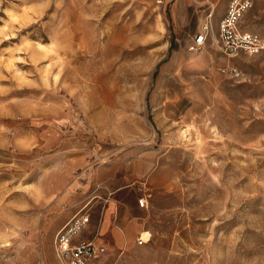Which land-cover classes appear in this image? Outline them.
Here are the masks:
<instances>
[{"label": "rangeland", "instance_id": "374dc122", "mask_svg": "<svg viewBox=\"0 0 264 264\" xmlns=\"http://www.w3.org/2000/svg\"><path fill=\"white\" fill-rule=\"evenodd\" d=\"M229 1L0 0V264H62L84 208L92 264H264V53L218 48Z\"/></svg>", "mask_w": 264, "mask_h": 264}, {"label": "built area", "instance_id": "2783aa9c", "mask_svg": "<svg viewBox=\"0 0 264 264\" xmlns=\"http://www.w3.org/2000/svg\"><path fill=\"white\" fill-rule=\"evenodd\" d=\"M252 7V0H230L226 12L218 23V44L223 53L229 57L237 56L239 53L249 55L264 53V36L250 32L243 26L244 17ZM213 16L214 14L211 13L209 18ZM207 29L195 37L192 50H199L205 44L209 35ZM146 204L145 199L139 201L141 208H145ZM90 224V214L81 211L57 232L55 252L62 264H92L96 246L93 241L82 238ZM145 243L141 237L139 246H143Z\"/></svg>", "mask_w": 264, "mask_h": 264}, {"label": "crops", "instance_id": "0c3cea01", "mask_svg": "<svg viewBox=\"0 0 264 264\" xmlns=\"http://www.w3.org/2000/svg\"><path fill=\"white\" fill-rule=\"evenodd\" d=\"M223 14H224V12H223ZM115 207H116L115 204L110 205V207L105 210V212L103 214L105 217L104 218L105 220L103 222L101 220V222H100L101 224H100L99 228H100L101 234H108V236H109L110 240L113 242V244L119 247V246H123L124 244H127L132 239L133 234L139 230V224L135 223L134 221H129L126 214H122L120 216L119 220L117 218L115 220L116 221V223H115L113 220L114 217L116 216V214L114 216V211H113ZM102 219H103V217H102ZM82 238L86 239L84 237V234L82 235ZM87 240H89V239H87ZM99 245L102 247H105L108 250V248L103 243H100Z\"/></svg>", "mask_w": 264, "mask_h": 264}, {"label": "bare ground", "instance_id": "6f19581e", "mask_svg": "<svg viewBox=\"0 0 264 264\" xmlns=\"http://www.w3.org/2000/svg\"><path fill=\"white\" fill-rule=\"evenodd\" d=\"M210 37V35H208V38ZM214 37H215V35H214ZM215 39H216V44H218V40H217V38L215 37ZM218 48H220V46L218 45ZM84 210H86V208H84ZM83 210V211H84ZM107 253V249L105 248V247H102V246H100L99 244H97L96 245V254L94 255V258H93V260H92V262L95 260V259H97V258H99V257H101V256H103V255H105Z\"/></svg>", "mask_w": 264, "mask_h": 264}]
</instances>
